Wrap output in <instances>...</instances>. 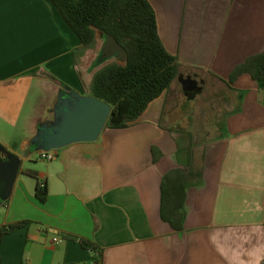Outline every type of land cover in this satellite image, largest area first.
<instances>
[{"label":"crops","instance_id":"1","mask_svg":"<svg viewBox=\"0 0 264 264\" xmlns=\"http://www.w3.org/2000/svg\"><path fill=\"white\" fill-rule=\"evenodd\" d=\"M148 1L178 75L127 126H104L45 159L28 138L52 116L59 90L89 94L93 70L84 79V45L51 0H0V158L20 160L0 197V225L21 221L0 239L3 264H91L96 254L82 240L100 249V264L264 258V80L231 77L264 49V0ZM191 72L199 86L187 90ZM170 171L183 173L181 228L161 213ZM41 182L43 201L34 194Z\"/></svg>","mask_w":264,"mask_h":264},{"label":"trees","instance_id":"2","mask_svg":"<svg viewBox=\"0 0 264 264\" xmlns=\"http://www.w3.org/2000/svg\"><path fill=\"white\" fill-rule=\"evenodd\" d=\"M65 21L79 37L82 45L95 41L96 30L112 35L123 45L126 58L97 60L91 75L89 94L111 105L104 126L124 127L136 119L147 103L178 75V61L162 43L156 16L148 0H51ZM248 72L257 81L264 80V49L248 56L237 65L231 77ZM179 172V173H178ZM175 173V174H174ZM170 171L161 181V213L175 228L182 227L184 211L177 201L183 187V173ZM35 196L43 201L47 189L37 183ZM21 221L0 225V239ZM82 243L96 252L94 264H100V249L89 241ZM0 264H3L0 261ZM260 264H264V258Z\"/></svg>","mask_w":264,"mask_h":264},{"label":"water","instance_id":"3","mask_svg":"<svg viewBox=\"0 0 264 264\" xmlns=\"http://www.w3.org/2000/svg\"><path fill=\"white\" fill-rule=\"evenodd\" d=\"M103 37L99 46L97 60L104 61L113 57L119 62L126 58L125 48L112 35L96 30ZM95 34V35H96ZM183 86L187 90L197 89L198 80L193 72L182 76ZM111 105L92 95L81 93L67 87L59 90L50 107L52 116L37 124L34 133L28 138L29 144L39 149L59 148L68 143L81 140H94L103 129L110 114ZM0 150L4 146L0 145ZM3 170L0 174V197L7 198L18 171L19 157L7 151L6 158H0Z\"/></svg>","mask_w":264,"mask_h":264},{"label":"rangeland","instance_id":"4","mask_svg":"<svg viewBox=\"0 0 264 264\" xmlns=\"http://www.w3.org/2000/svg\"><path fill=\"white\" fill-rule=\"evenodd\" d=\"M102 40H103L102 36L98 37L92 44H90L88 46H84L82 48V50H81L82 57H81V55H78V60H79V64L81 65V71H82V75H83L84 79H88V76L90 75L92 70H94L96 68V66L93 64V60H94V57L97 53V50H98ZM111 59H114V58L110 57L107 60H111ZM84 89L86 90L87 88H84ZM45 104H46V99L44 97L43 98L40 97L39 105H38V109L40 110V112H44V113L46 112L43 109Z\"/></svg>","mask_w":264,"mask_h":264},{"label":"built area","instance_id":"5","mask_svg":"<svg viewBox=\"0 0 264 264\" xmlns=\"http://www.w3.org/2000/svg\"><path fill=\"white\" fill-rule=\"evenodd\" d=\"M38 156L41 158H45V159L53 158L55 156L54 148H50L47 150L40 149ZM40 184H42V182ZM59 240H60V237L58 235H54L52 237V241H54V242H58ZM95 254H96V252H95ZM91 264H94V259L92 260Z\"/></svg>","mask_w":264,"mask_h":264}]
</instances>
